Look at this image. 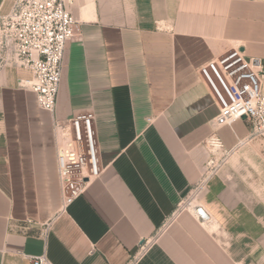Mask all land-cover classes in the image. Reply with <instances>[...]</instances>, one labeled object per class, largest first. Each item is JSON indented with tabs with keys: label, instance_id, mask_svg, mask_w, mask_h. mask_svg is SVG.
<instances>
[{
	"label": "crops",
	"instance_id": "0c3cea01",
	"mask_svg": "<svg viewBox=\"0 0 264 264\" xmlns=\"http://www.w3.org/2000/svg\"><path fill=\"white\" fill-rule=\"evenodd\" d=\"M14 2L0 0V13ZM66 5L78 24L55 115L20 85L30 69L0 67V264L44 252L54 264H264V136L247 118L215 125L220 108L200 74L236 49L264 64V0ZM87 111L100 175L60 211L55 118ZM213 134L232 150L200 194L213 223L184 210L161 231L207 171Z\"/></svg>",
	"mask_w": 264,
	"mask_h": 264
},
{
	"label": "built area",
	"instance_id": "2783aa9c",
	"mask_svg": "<svg viewBox=\"0 0 264 264\" xmlns=\"http://www.w3.org/2000/svg\"><path fill=\"white\" fill-rule=\"evenodd\" d=\"M77 24L66 0H15L9 12L0 13V67L12 65L30 69L32 78L21 80L20 85L35 92L39 107L53 115L66 46L75 37ZM263 73V61L248 58L240 49L214 58L200 67V74L220 108L215 125H231L246 117L252 122V135L264 136ZM94 119L91 111L77 113L68 122L55 118L62 190L60 211H65L84 193L90 180L100 175ZM206 144L212 154L207 171L161 231L184 210H189L201 224L213 223L212 214L199 200L200 194L216 168L228 160L232 150L225 148L216 134L211 135ZM52 222L42 226L45 238ZM151 244L152 240H147L141 245V250L146 251ZM29 257L31 264H54L45 252Z\"/></svg>",
	"mask_w": 264,
	"mask_h": 264
},
{
	"label": "water",
	"instance_id": "95a60500",
	"mask_svg": "<svg viewBox=\"0 0 264 264\" xmlns=\"http://www.w3.org/2000/svg\"><path fill=\"white\" fill-rule=\"evenodd\" d=\"M243 118H246V117H243Z\"/></svg>",
	"mask_w": 264,
	"mask_h": 264
}]
</instances>
